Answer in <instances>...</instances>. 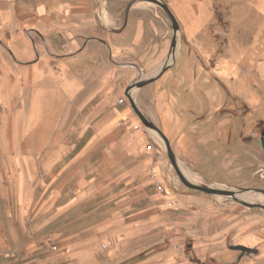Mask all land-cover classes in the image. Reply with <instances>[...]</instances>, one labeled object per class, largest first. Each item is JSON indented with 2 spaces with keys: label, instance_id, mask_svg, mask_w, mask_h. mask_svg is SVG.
<instances>
[{
  "label": "crops",
  "instance_id": "obj_1",
  "mask_svg": "<svg viewBox=\"0 0 264 264\" xmlns=\"http://www.w3.org/2000/svg\"><path fill=\"white\" fill-rule=\"evenodd\" d=\"M144 10L134 5L142 18L110 34L102 0H0V264H172L180 255L143 245L177 203L203 200L173 191L162 141L125 96L157 35ZM103 52L140 60L117 65ZM250 237L240 246L257 242ZM252 255L221 253L263 264Z\"/></svg>",
  "mask_w": 264,
  "mask_h": 264
},
{
  "label": "rangeland",
  "instance_id": "obj_2",
  "mask_svg": "<svg viewBox=\"0 0 264 264\" xmlns=\"http://www.w3.org/2000/svg\"><path fill=\"white\" fill-rule=\"evenodd\" d=\"M162 1L179 22L177 33L157 5L102 0L108 33L131 29L142 18L132 17L134 5L144 7L157 28L148 40L150 54L128 86L137 90L136 104L170 139L191 180L225 190H264V0ZM129 55L110 58L103 52L117 65L140 60ZM167 62L161 77L137 87L136 81L155 78ZM164 152L173 191L199 195L203 202L177 203L143 245L179 253L172 264H230L221 253L241 254L231 247L256 236L246 254L255 252L264 264V210L186 188ZM254 196L253 202L264 205L263 194Z\"/></svg>",
  "mask_w": 264,
  "mask_h": 264
},
{
  "label": "water",
  "instance_id": "obj_3",
  "mask_svg": "<svg viewBox=\"0 0 264 264\" xmlns=\"http://www.w3.org/2000/svg\"><path fill=\"white\" fill-rule=\"evenodd\" d=\"M142 1L148 2L150 4L157 5L160 8H162L164 10V12L167 14L169 20L172 23V28H173L174 33L178 32V30L180 29L179 22H178V20H177V18L175 16V14L172 12V10L170 9V7L168 6L167 3H165L162 0H142ZM174 47H175V44H174V46H172V50H171L172 52L174 50ZM169 68H170V65L167 62L166 65L162 67V69L160 70L159 74L155 78H151V79H148L146 81H136L135 84L137 85V87H143L145 85H148V84L154 82L159 77H161ZM131 89L132 88L130 86L125 91V96L127 97L131 108L133 109L134 113L136 114V116L141 121L142 125L144 127L148 128V129H150L152 132L157 133L160 136V138L163 140V143H164V146H165L164 150L167 153L168 160H169L171 166L173 167L178 179L180 180V182L186 188H188L190 190H195V191H198V192H202V193H205L207 195L225 196V197L234 199L236 202L244 205L245 207L260 208V209L264 210V205L263 204H259V203H256V202H248V201L240 198V195L246 194V193H255V194H263L264 195V190H262V189H257V188H239L236 191L225 190V189L215 188V187L208 186V185H205V184L197 183L195 181H192L190 178H188L186 176V174L184 173V171H183V169H182V167L180 165V162H179L178 158L176 157V154L174 153V151L172 149V145H171L170 139L166 136V134L161 130L160 127H158L154 122H152L140 110V108L136 104V101L134 100V98L131 95V91H132ZM238 196H239V198H238ZM231 248L233 250H237V251H240L242 253L251 252V249H249L247 247H244V246H233Z\"/></svg>",
  "mask_w": 264,
  "mask_h": 264
},
{
  "label": "built area",
  "instance_id": "obj_4",
  "mask_svg": "<svg viewBox=\"0 0 264 264\" xmlns=\"http://www.w3.org/2000/svg\"><path fill=\"white\" fill-rule=\"evenodd\" d=\"M123 101H124L123 99L120 100L121 103H122ZM136 128H138V127H136ZM155 146H157V152H158V154L162 153V151H165V150H164V147L162 146V144H157V145L155 144ZM153 148H154V144L148 146V149H149V150H151V149H153ZM151 174H152V177L154 178L155 184H156V186L158 187L159 191H160L161 193H164V194H165V193H166V189H165V187L159 182V180H158V178H157V176H156L155 171L152 170V171H151Z\"/></svg>",
  "mask_w": 264,
  "mask_h": 264
},
{
  "label": "bare ground",
  "instance_id": "obj_5",
  "mask_svg": "<svg viewBox=\"0 0 264 264\" xmlns=\"http://www.w3.org/2000/svg\"><path fill=\"white\" fill-rule=\"evenodd\" d=\"M136 90H132L131 91V95H132V93H134ZM133 97V96H132ZM135 100V99H134ZM155 133V132H154ZM159 138H160V136L157 134V133H155ZM160 140L162 141V143H163V140L160 138ZM163 146H164V143H163ZM164 148H165V146H164ZM183 171H184V173L186 174V176L188 177V178H190V179H192L191 178V176H190V173L187 171H185L184 169H183ZM193 175V174H192ZM197 178V177H196ZM198 179V178H197ZM192 181H195V182H197L195 179H193ZM198 183V182H197ZM256 195V194H255ZM252 197L254 198V199H257L258 197L257 196H254V193H246V194H242V195H240V198L241 199H244V200H247V201H249V202H253L254 200L252 199Z\"/></svg>",
  "mask_w": 264,
  "mask_h": 264
}]
</instances>
